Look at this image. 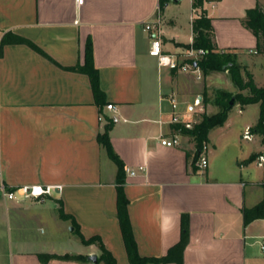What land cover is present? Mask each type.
<instances>
[{
	"label": "crops",
	"instance_id": "0c3cea01",
	"mask_svg": "<svg viewBox=\"0 0 264 264\" xmlns=\"http://www.w3.org/2000/svg\"><path fill=\"white\" fill-rule=\"evenodd\" d=\"M181 1L170 0L160 10L159 0H84L81 5L76 0H0L2 177L14 191L51 187L43 200L0 195V222L20 243L14 264H43L39 253L98 256L99 244L85 245L80 234L100 237L118 264H130L118 217L117 165L98 139L109 120V138L125 169L144 167L134 176L126 174L123 184L140 256H165L181 240L186 216L183 264H264V217L245 223L243 214L264 199V164L259 165L264 144L257 134L244 137L259 119V104L242 106L236 100L226 122L209 132L206 168L199 167L200 149L189 136L179 134L174 147L160 142L161 136L173 135L170 96L183 101L181 111L188 98L192 103L201 99L197 113L184 114L185 119L196 115L198 120L204 109L215 114L219 108L215 103L209 108L207 100L209 87L220 78L217 71L205 76L201 70L203 87L194 91L192 72L160 67L150 55L153 33L145 26L157 17L165 52L180 55L193 43L197 14L193 0L189 9L174 5ZM257 1L264 8V0H241L235 12H222V0H208L204 7L218 49L236 53L238 64L260 86L255 71L263 67L264 54H257V38L244 25ZM88 40L102 91L98 99L81 69ZM36 217L48 218L57 233L61 222L72 226L77 248L32 246ZM55 234L48 232V238ZM47 264L92 263L52 259Z\"/></svg>",
	"mask_w": 264,
	"mask_h": 264
},
{
	"label": "trees",
	"instance_id": "16d2710c",
	"mask_svg": "<svg viewBox=\"0 0 264 264\" xmlns=\"http://www.w3.org/2000/svg\"><path fill=\"white\" fill-rule=\"evenodd\" d=\"M160 10H163L164 6L170 2V0H159ZM208 0H193L192 6L196 11L197 16L194 18L193 34L194 39L191 45L186 47L202 48L206 51V54L202 59L198 61V66L204 73L208 75L216 71L228 70L231 81L238 89V93L234 95L235 99L242 105L258 103L260 106V115L257 123L249 129L251 134H257L261 137L264 144V85L258 86L253 78V75L247 71L245 66H240L237 63V54L225 49H218L214 41L212 18L209 17L204 5ZM244 25L250 29L257 38V54H264V8L257 1L256 5L247 11V15L244 20ZM18 40V38H17ZM16 41V39H14ZM85 70L90 76L95 97L102 94L99 85V74L93 63V50L90 40L87 42L86 47V64L81 68ZM245 71L243 75L242 71ZM244 90H248V94H243ZM233 95L228 92L218 91L214 103L221 110L218 113L208 115L206 112L200 114L199 119L192 124L191 127H185L183 124L177 123L171 125L172 131L179 132V134L189 136L195 143L198 149H201L209 140V132L216 127L222 126L228 117V111L231 106L229 102ZM112 125V120L105 125L103 134L99 135V142L105 147L111 160L117 165V189H118V217L121 224L122 234L127 250V255L130 264H147V263H168L175 262L177 264H183V252L188 243V223L187 217L183 216L182 219V236L181 240L174 245L168 253L161 258H147L142 257L138 253L137 243L135 241L133 231L130 225V220L127 211L128 200L125 197L123 191V184L126 175L125 167L122 160L114 152L110 138L109 130ZM256 155L250 157L249 161L254 160ZM264 186V181H263ZM59 214L61 217H66L63 211L62 202L59 203ZM245 223H249L256 218L264 217V199L254 206L253 208H245L243 210ZM81 241L85 245L92 243H98L100 248V255L98 256L97 264H118L115 257L110 251H108L103 245L101 238L93 236L86 239L80 234ZM39 260L43 264H47L52 259L61 260H75L81 262H88V256L85 255H57L49 253H39Z\"/></svg>",
	"mask_w": 264,
	"mask_h": 264
},
{
	"label": "built area",
	"instance_id": "2783aa9c",
	"mask_svg": "<svg viewBox=\"0 0 264 264\" xmlns=\"http://www.w3.org/2000/svg\"><path fill=\"white\" fill-rule=\"evenodd\" d=\"M77 4H83L84 0H76ZM145 29L151 33H153V38L151 40V48L150 55L155 57L158 61V65L160 67H166L170 70L174 71H182V72H195L199 74L201 72L200 67L194 66V63H198L200 59L206 54V51L202 48H194L189 47L184 54H175V53H167L163 50V43L161 39V21L160 18L154 22L147 23ZM172 113L170 118V124H183L185 127H191L195 121H190L189 119L184 118V114H196L197 107L201 105V99L195 98L192 104H187L185 106V110H180L179 102L176 100L174 96L169 97ZM108 109H114L112 104L107 105ZM173 135L171 137H160V142L163 146L166 147H174L179 145L180 138L179 132L172 131ZM244 137L247 139L251 138V133L248 130L245 131ZM208 146L205 144L199 150V167L206 168L208 166V159L206 158V151ZM264 164V154L259 157V165ZM126 174L129 176H134L137 172L144 171V167L140 166L138 169H125ZM51 194V187H44L43 185H33V186H23L18 190L14 191L10 189L3 180L2 177V167L0 164V195L8 200H18L19 198H35L39 200H43L46 195ZM262 249L264 250V244L262 245Z\"/></svg>",
	"mask_w": 264,
	"mask_h": 264
},
{
	"label": "rangeland",
	"instance_id": "374dc122",
	"mask_svg": "<svg viewBox=\"0 0 264 264\" xmlns=\"http://www.w3.org/2000/svg\"><path fill=\"white\" fill-rule=\"evenodd\" d=\"M239 3H241V0H222L221 4L219 5L220 10L222 12H235L234 10L237 9ZM177 5L178 7H187L189 9L190 7V0H183L178 4H174ZM262 5L264 6V1H262ZM175 8V7H174ZM237 14V13H236ZM188 19V17H187ZM185 35V30L182 31ZM188 49V47H185L182 51V54L186 53V50ZM237 63H239V57H237ZM240 66H243L241 64H239ZM246 67V66H245ZM218 72V71H217ZM256 80L257 82L260 83V86H262L264 83V65L261 68H257L256 69ZM243 73V71H242ZM220 78H215L214 79V85L209 87L210 92L208 93V103H209V108H214V98L217 94L218 91H234V84L232 83L230 76H229V72L228 70H224V71H219L218 72ZM246 73L244 72L243 75H245ZM198 75V76H197ZM192 76V83L195 84L194 91L195 89L197 90L198 87H203V83H204V79H203V75L201 72H199V74L192 72L191 73ZM196 79V80H195ZM193 84V85H194ZM216 86V87H215ZM220 88V89H218ZM231 93L233 96L235 93L229 92ZM179 103L180 106H182V100L180 99H176ZM186 100V99H185ZM193 101V97L188 98V100H186V102L184 103L189 104L192 103ZM236 104V102H235ZM220 108H217L216 111H220ZM215 110L213 109L212 111L210 109H204L203 112H206L208 115H212L213 112ZM216 112V113H218ZM192 117L189 118L190 121H197L196 120V115H191ZM243 130V129H242ZM242 130H241V135H242ZM221 135V133H220ZM241 141H242V136H241ZM37 218V228L38 230L35 232L34 231V242H32V246H37V248H40L43 250H65L67 248H73L76 249L77 245L75 242V235L73 234V232H70L72 226L70 227H66L64 226L65 224L59 223L58 227H60L61 231L64 232L65 234H62L61 231L60 233H57V227L56 225L53 227L51 226V224L47 221L48 218H40V217H36ZM41 229V231H40ZM54 232L56 233L55 236L50 240L48 238V232ZM12 238L17 239L18 236H13L10 232L9 226L7 224H4L2 222H0V264H14V255L17 252V246L16 244H20L17 243V241H12ZM14 240V239H13ZM79 243V242H78ZM89 249L87 248H83L82 251L83 253L88 252ZM49 254H53V253H49ZM58 255V254H57ZM100 255V254H99ZM98 255V256H99ZM61 260V259H59ZM100 264V263H99Z\"/></svg>",
	"mask_w": 264,
	"mask_h": 264
},
{
	"label": "water",
	"instance_id": "95a60500",
	"mask_svg": "<svg viewBox=\"0 0 264 264\" xmlns=\"http://www.w3.org/2000/svg\"><path fill=\"white\" fill-rule=\"evenodd\" d=\"M194 66H197V63H194ZM235 102H236V99L233 96L229 102V105L232 107L234 106ZM87 258H88V261L91 262L92 264H97L98 262V256L96 254H91Z\"/></svg>",
	"mask_w": 264,
	"mask_h": 264
}]
</instances>
